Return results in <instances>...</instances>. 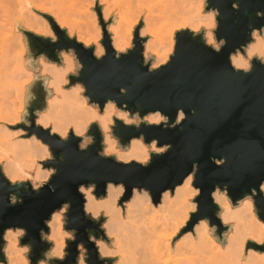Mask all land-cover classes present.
<instances>
[{"label": "clouds", "instance_id": "1", "mask_svg": "<svg viewBox=\"0 0 264 264\" xmlns=\"http://www.w3.org/2000/svg\"><path fill=\"white\" fill-rule=\"evenodd\" d=\"M208 3L209 0H204V11L198 13L195 0H72L49 4L45 11L51 9L48 16L53 18L56 15L62 20L67 38L83 45L84 49H91L96 61H103L110 54L109 47L104 43L105 32L114 60L119 61L136 51L137 44L131 38L130 31L134 32L142 22L138 30L142 48L140 53L142 66L147 68L144 73L150 76L175 59L179 45L176 38L175 53L161 67L159 56L165 54L167 44L160 37H153L152 30H158L163 23L199 25L189 31L191 38H199L204 47L217 54L228 45L227 36H217L220 25L218 17H223L220 8H208ZM241 3L242 0H232L233 11L240 12ZM40 7L39 4L26 3L23 6L24 15L13 25L12 31L21 35L31 33L55 44L59 38L52 25V31H42V20L46 18L34 11ZM255 14L257 18L264 19V9L258 8ZM204 16H210L213 21L211 33L204 27ZM248 27L251 29L250 40L228 54L231 70L243 76L253 72L254 58L264 65V25L254 28L250 24ZM18 44L20 51L15 67L6 74L5 79L20 84L22 89L13 88L11 98L7 87L0 92V113L3 114L0 117V176L7 181L10 189L24 187L28 193L30 186L32 192L40 194V190L48 186L49 191H57V185L50 182L60 169L51 165L63 164L65 157L62 153L57 160L52 146L35 131L29 132L33 127L32 115L35 116L37 129L47 132L50 137H59L57 144L67 142L70 133L72 137L79 138V152H87L95 143L89 131L90 126L96 123L102 136V149L96 157L114 158L116 164L124 167L148 168L154 156L161 157L173 150L171 144H160L155 138L146 143L143 134L132 137L126 146L122 145L114 128L116 121H121L123 125L134 126L137 130L142 125L162 130L175 129L188 120L189 116L183 108H177L173 122L160 109L142 116L139 111L133 113L127 103L113 98L105 100L101 111L100 104L86 95L87 88L82 82H70V76L79 77L85 69L75 48L57 49L58 59L52 60L47 52L34 50L21 42ZM65 54L72 57L71 63L67 62ZM238 60H244V63H238ZM30 82H40L45 93L44 107L34 109L32 113L29 107L37 96L33 87L28 86ZM128 93L127 87H120L117 96L124 97ZM93 105L96 106L95 110ZM191 114L195 115L194 109ZM101 121L107 122L102 124ZM212 161L219 168L227 163L225 157L213 156ZM198 172L199 165L193 163L192 170L183 176L180 183L159 193L158 202H154L150 187L139 184L131 188L127 199H123L127 189L122 180L119 183L107 180L105 194L99 197L95 182L80 184L77 191L84 200L83 214L98 224L102 233L97 235L93 230H87L88 242L95 246L98 261L102 264H167V260L173 261V264H264V255L244 249L249 242L255 245L264 243V223L257 219L260 209L256 200L257 196L264 197V181L260 182L258 190L252 188L250 193L235 202L229 195L230 184L214 185L210 197L212 203L218 206L216 217L226 229L218 235L219 226L213 224L209 217L200 218L198 215L200 202L197 198L201 196V188L196 186ZM22 203V196L10 192L7 207ZM71 209L72 201L65 200L44 220L48 231L40 230L41 240L48 242L45 233L50 236L53 224H58L65 237V254L49 259L47 253L51 246L42 253L36 264H43L46 260L48 264L63 262L69 256V242H75L77 238V229L66 228ZM165 233H172L173 238L161 243ZM13 235L17 237L16 244L21 252L30 251L24 247L26 244H21L27 236V228L19 225L7 227L0 234V240L4 242L0 247V253L4 256L0 262L3 264H18L11 257L6 258L4 253L8 236ZM76 253L75 264H90V252L85 242L76 245ZM28 260L29 257H25L19 264H28Z\"/></svg>", "mask_w": 264, "mask_h": 264}, {"label": "water", "instance_id": "2", "mask_svg": "<svg viewBox=\"0 0 264 264\" xmlns=\"http://www.w3.org/2000/svg\"><path fill=\"white\" fill-rule=\"evenodd\" d=\"M216 7L220 8L223 15L221 19L218 17L220 25L217 36H227L228 45L217 54L204 47L199 38L193 40L189 34L190 30L179 31L175 36V42L176 38L179 40L175 59L167 67L162 66L164 68L150 76L144 73L147 68L142 66L140 53L142 48L138 30L142 22L134 32L136 51L119 61L112 58L106 32L104 43L109 47L110 54L105 60L96 61L91 49H84L83 45L69 40L65 30L45 13L42 14L57 33L58 41L53 44L34 34L25 33L28 45L34 50L47 52L52 60L58 59L57 49L75 48L85 64V69L79 77L70 76V82H82L87 88L86 95L100 104L101 111L105 100L113 98L127 103L133 113L139 111L142 116L149 111L160 109L170 118V122H173L177 108H183L189 116L182 125L169 130L144 125L137 130L134 126H125L121 121H116L114 133L120 138L122 145L126 146L132 137L143 134L146 143L155 138L160 144L169 143L173 146V150L166 155L154 156L148 168L124 167L116 164L114 158L98 159L96 156L102 149V136L96 123L90 126L89 131V134L94 136L95 143L87 152H79V138L72 137L70 133L67 142L57 144L59 137H50L47 132L37 129L34 125L35 116H30L33 127L29 132L35 131L49 143L57 160L62 153L65 157L63 164L51 165L60 169L59 174L50 182L57 185L55 193L49 191L48 186L41 189L40 194L32 192L30 186L28 193L24 187L10 189L7 181L0 176V234L5 228L13 225L27 228V236L22 239L21 244H26L24 246L31 249L28 256L30 264H36L42 253L53 246L51 242L41 240L40 230L48 231L44 220L65 200L72 201L70 222L66 228L77 229V238L75 242H69L70 254L65 261H55L54 264H75L76 245L81 241L85 242L89 249L90 264H102L97 259L95 246L88 242L87 230L91 229L97 235L102 233L98 224L83 214L84 200L77 191L80 184L95 182L96 195L99 197L105 194L107 180L117 183L122 180L127 189L123 199H127L131 188L139 184L150 187L154 202H158L159 193L164 188L180 183L183 176L192 170L193 163H196L199 165L196 186L201 188V196L197 198L200 202L198 215L200 218L207 216L213 224L218 225V235L226 229L216 217L218 206L212 203L210 197L214 185L230 184L229 195L233 202L250 193L252 188L258 190L260 182L264 181V65L254 58L253 72L243 76L231 70L228 54L250 40L251 29L248 25L251 24L254 28L264 25V19L257 18L255 14L258 8L264 9V0H242L240 12L233 11L232 0H209L208 8ZM96 10L99 15V7ZM101 24L103 26L102 20ZM31 87L37 99L31 103L30 113L34 109L44 107L45 95L40 82ZM120 87L129 89L127 96H117ZM193 109L195 115L191 114ZM213 156L225 157L227 163L219 168L213 163ZM10 192L22 196L23 203L7 207ZM256 200L260 209L257 217L264 222V197L257 196ZM3 243L0 240V247ZM51 249L52 247L48 253ZM250 250L262 254L264 243L255 245L249 242L246 251ZM3 259L4 256L0 253V260Z\"/></svg>", "mask_w": 264, "mask_h": 264}, {"label": "rangeland", "instance_id": "3", "mask_svg": "<svg viewBox=\"0 0 264 264\" xmlns=\"http://www.w3.org/2000/svg\"><path fill=\"white\" fill-rule=\"evenodd\" d=\"M63 2H72V0H7V6H8V16L6 19V22H8L7 24V36L9 39H12L11 44L14 45V41L18 40L19 38H21V43L23 44H27V39L25 37V35H21L18 32H13L12 28L13 25H15L17 23V20L24 15L23 12V6L26 3H35V4H39L41 5L40 8L35 9L34 11L37 12H41V13H45V14H50L51 9H49L48 11H45V7L49 4H56V3H63ZM195 3H197V5H200L203 7L204 5V0H195ZM206 10V9H205ZM204 11V8H203ZM207 11V10H206ZM9 17V18H8ZM210 17V16H209ZM6 18V17H5ZM53 18L56 20L57 24L63 29L65 30V26L64 23L62 22L61 19H59L56 15H53ZM9 19V21H7ZM210 22L209 23H204V27L207 28L208 32L211 33L212 32V19L210 17ZM42 24H43V28L42 31L43 32H48V31H52L50 24L48 23L47 20L43 19L42 20ZM139 26V25H138ZM137 26V27H138ZM134 27V26H133ZM194 27H199V25H190V24H178V25H170L167 23H163L161 24V26L159 27L158 30H152V35L153 37H160L161 39H163L166 44H167V48L165 50V54L162 55V58L159 60L161 67L164 66L165 64H167V62L170 60V57L174 54V50H175V36L176 33L182 30H192ZM135 32V31H134ZM134 32L130 31V35L131 38L134 40ZM209 39H211V35H209L208 37ZM19 41V40H18ZM20 42V41H19ZM20 51L19 47H16L14 49H11L9 51V59L11 60H16L17 57V53ZM67 62L71 63L72 61V57L70 55H67ZM11 83V82H10ZM34 84V82H30V84L28 86H32ZM14 85L16 87H14ZM14 85H11V88H16V89H22V86L18 83L14 82ZM93 107L95 108L96 106L93 105ZM19 126V125H18ZM257 219L260 221V223H264L262 222L258 217ZM167 235H172V233H166ZM49 234H45V237L48 239ZM64 237V236H63ZM65 239V237H64ZM49 242H51L53 244L52 249L50 250V252L47 254L49 259H55L58 258L61 255H64V249H65V244H64V240L62 241V247H60L58 250L56 249V246L54 245V243L52 241H50L48 239ZM259 244H263V243H259ZM24 247H28L30 249L29 246H24ZM8 249V243L5 245V249H4V253L7 257L9 256V253L7 251ZM245 251H246V245L244 247ZM31 251V249H30ZM30 251L28 253H24V257H28L30 254ZM253 251V250H250ZM256 252V251H254ZM258 253V252H257ZM258 255H264V253H258ZM28 264H30V260H28ZM43 264H48V261H44ZM167 264H173V261L171 260H167Z\"/></svg>", "mask_w": 264, "mask_h": 264}, {"label": "bare ground", "instance_id": "4", "mask_svg": "<svg viewBox=\"0 0 264 264\" xmlns=\"http://www.w3.org/2000/svg\"><path fill=\"white\" fill-rule=\"evenodd\" d=\"M196 5H197V3H196ZM202 11H203V7L198 5L197 12L199 13ZM7 16H8L7 0H0V92H2L5 89V87H7L9 90V97L11 98L12 88H11L10 84L14 85V82L12 80L6 81L5 77H6V74L10 73L12 71V69L15 67L16 60L14 61V60L9 59L8 54H9V51L11 49L19 47L18 42L19 41L21 42V38L18 39L19 41L15 40L14 45L11 44L12 39H9L7 36V27H6L8 24V22H6ZM197 18H199V15ZM7 21H9V19ZM203 21H204V23H209L211 20H210L209 16H204ZM262 43H264V41H262ZM255 50L256 49H253V51H255ZM161 58H162V55L159 56V60ZM238 63H244V60H238ZM14 87H16V86L14 85ZM95 108L93 107L94 110H95ZM2 115L3 114L0 113V117H2ZM106 122L107 121H101L102 124L106 123ZM105 135H110V134L105 133ZM63 236L64 235H63V232H62L60 226L58 224L54 223L51 235L48 236V239L54 243L57 250L60 247H62V244H63L62 241L64 240ZM172 238H173L172 235H167L165 233L161 237V243L164 240H171ZM16 240H17L16 236H14V235L8 236V242H7L8 243V249H7V251L9 253V256L13 260L17 261L19 264V262L22 261L25 257H24V253L21 252L20 248L17 247ZM244 247H245V245H244Z\"/></svg>", "mask_w": 264, "mask_h": 264}]
</instances>
